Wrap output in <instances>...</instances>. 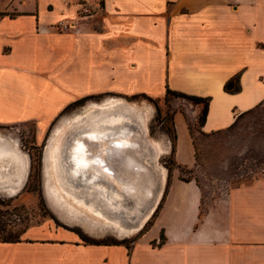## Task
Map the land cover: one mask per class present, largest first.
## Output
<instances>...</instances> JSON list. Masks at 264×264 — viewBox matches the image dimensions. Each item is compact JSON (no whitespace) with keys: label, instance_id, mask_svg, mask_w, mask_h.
<instances>
[{"label":"crops","instance_id":"crops-1","mask_svg":"<svg viewBox=\"0 0 264 264\" xmlns=\"http://www.w3.org/2000/svg\"><path fill=\"white\" fill-rule=\"evenodd\" d=\"M63 20L73 27L59 30ZM166 89L210 98L206 134L264 103V0H0V134L32 125L39 146L87 98L126 101L151 120L140 100L161 102ZM190 107L174 109L172 176L133 243L87 245L61 227H32L0 242V264H264V174L205 206L198 185L180 180L195 165L190 124L202 107ZM17 149L9 182L26 177L9 198L32 164L30 150Z\"/></svg>","mask_w":264,"mask_h":264},{"label":"bare ground","instance_id":"bare-ground-1","mask_svg":"<svg viewBox=\"0 0 264 264\" xmlns=\"http://www.w3.org/2000/svg\"><path fill=\"white\" fill-rule=\"evenodd\" d=\"M119 103L112 98L106 99L104 105L91 104L85 112L79 113L72 119H63L59 123L45 151L47 156L45 155L44 185L51 187V192L47 190L49 193L45 196L61 219L79 224L95 234L101 231L100 233H112L122 237L135 234L157 210L164 191L166 170L160 171L162 173L160 186L156 192L152 193L154 185L147 167L142 165L141 171H131V165L135 163L134 158L139 152L131 147L130 139L126 136L113 140L112 144L119 148L113 153L119 152L121 156H127V161L130 162L124 163L117 160L115 162L112 159L104 143H109L112 138H116V135L108 134L104 125L107 122L110 125H116L129 121L138 125L141 130H145L150 118L148 113L137 112L129 105ZM131 116L133 118L135 116V122ZM88 138L103 144L93 148L88 145ZM18 145L19 142L16 139L0 134V194L13 196L24 185L25 175L17 185L9 182L14 177L12 173L16 170L14 165L20 164L19 154L16 153L19 152ZM166 145L158 141H153L151 145L146 143L144 152L148 156L147 159L157 160L160 155L167 153L168 141ZM5 149L13 155L8 157ZM104 164L112 167L114 174L120 173L118 183L120 187H124L125 195L133 201L130 212H127L126 208L123 209L124 206L116 201L119 199L117 195L114 193L107 195L102 185L88 186V184L72 180L79 175L85 177L88 171H91L90 182H92L100 171L104 170ZM24 169L27 173L28 165ZM149 196L151 199L148 198ZM143 209L144 212L141 213L140 210ZM133 214H137L135 219L131 218Z\"/></svg>","mask_w":264,"mask_h":264},{"label":"rangeland","instance_id":"rangeland-1","mask_svg":"<svg viewBox=\"0 0 264 264\" xmlns=\"http://www.w3.org/2000/svg\"><path fill=\"white\" fill-rule=\"evenodd\" d=\"M106 99L110 98H100L91 102L85 100L82 104L64 111L39 146L35 143L34 126L24 125L8 130L7 134L11 138L16 139L20 145L30 150L32 164L29 168L28 181L18 196L9 198L8 195L0 194V238L9 234L21 238L22 234L29 228L49 225L74 232L78 241L82 244L95 245L103 242L130 244L146 229L157 210L153 212L150 219L142 227L138 228L135 234L117 237L112 233H100L101 231H97L95 234L79 224L64 221L50 206L45 196L46 193L51 192V187L45 186L47 184L44 185V164L45 155L47 156L46 147L51 140L52 133L63 119L74 118L79 113L85 112V109L91 104L104 105ZM112 99L116 100L117 103L121 102L115 98ZM132 101L127 100L129 104ZM125 102L122 105H126ZM140 102L147 107L154 108L153 117L148 120L145 130H142L144 141L150 145L153 144V141L159 142L165 134L170 139L167 130L172 129L171 124L159 122L167 109L172 112L177 106L182 109H184V106L186 109H190V106L193 105L190 101L172 96L166 102L164 100L161 102L152 101L148 98H142ZM200 106L203 108L202 104ZM158 110L160 111V117L158 116ZM131 117L136 120L135 116L134 118ZM190 130L195 146L196 161L192 169L180 171L179 176L185 180L194 181L198 185L204 199L203 206L209 200L222 197L230 190L248 185L263 176L264 103L260 104L255 113L240 117L235 127L230 131L221 134H206L199 132L197 126L193 127L191 124ZM170 146L172 148L171 139L170 144L168 143V149H170ZM171 153L172 150H168L164 157L160 155L157 160L153 158L154 168L158 170L161 177L162 173L160 171L162 169L166 170L163 193L169 184L174 168Z\"/></svg>","mask_w":264,"mask_h":264},{"label":"water","instance_id":"water-1","mask_svg":"<svg viewBox=\"0 0 264 264\" xmlns=\"http://www.w3.org/2000/svg\"><path fill=\"white\" fill-rule=\"evenodd\" d=\"M235 81L234 80H229L225 86H224V90L226 92H233L235 90ZM106 131H108V134H113L116 135V138H112L110 140V142H106L104 143V145H106L107 151L110 152L112 159L115 161H122L124 163H126L128 157L127 156H121V154L118 153H113V151H118L119 148L118 146H114V144H112L114 139H119V138H123L124 136H126L128 139H130V144L131 147L134 149H137L139 154L137 155L136 158H134L132 155V157L135 159V163H133L131 165V171L132 172H139L141 171V166H145L147 167V170L149 171L151 178H152V182H153V191L152 193L156 192L157 189L160 186V182H161V175L158 172V170H156L154 168V162L148 160V156L146 154V152H144V148L146 146V142L144 141V134L143 131L139 128L138 125L134 124V123H130L129 121L126 122H121L120 124H116V125H110L108 122L106 123V125H104ZM130 137V138H129ZM86 141V140H84ZM103 143L100 142H96V141H91L88 138V145L95 148L98 147L99 145H101ZM136 146V147H135ZM115 161V162H117ZM130 162V161H127ZM104 170L100 171V174L96 176V179H94L92 182H90V180L92 179V172L88 171V175H86L85 177H81L79 176H75V178H72V180L74 181H78L81 184H88V186H92L93 184H100L104 187L105 192L108 194H112L114 193L115 195H117V197L119 199H116L117 202H120L123 209L126 208L127 212H130V208L131 205L133 203V201L125 195L124 193V187H120L119 183H118V176L120 175V173H116L114 174L112 167L107 166V164H104ZM118 166V164H117ZM131 175V174H130ZM88 181V183H87ZM148 198L151 199V196H149ZM149 200V199H148ZM146 209V208H144ZM143 210H140L141 213L144 212ZM135 215L137 214H133L131 215V218L135 219Z\"/></svg>","mask_w":264,"mask_h":264},{"label":"trees","instance_id":"trees-1","mask_svg":"<svg viewBox=\"0 0 264 264\" xmlns=\"http://www.w3.org/2000/svg\"><path fill=\"white\" fill-rule=\"evenodd\" d=\"M171 96L174 97V98H179V99H182V100L190 101L194 105H198V104H202L203 105L202 110L198 114L197 123L195 125V126H197L199 132L203 133L201 131V128L203 127V125H204V123L206 121V118H207L208 107H209V103H210V98H201V97H196V96H189V95H186V94H183V93H180V92L171 91L169 89H166V94H165L164 102H166L168 100V98L171 97ZM85 100H88V98L77 101L73 105L67 107L64 111L70 110L74 106H78V105L82 104ZM259 106L260 105H258L256 107H254V108H252V109L244 112L243 114H241L239 117L236 118V120L234 121V123L230 127H228L227 129L220 130V131H216V132H213V133H210V134H221L223 132H227V131L232 130L235 127V125L238 122V119L240 117H242L244 115H247V114H253V113H255L257 111V109L259 108ZM173 115H174V111L171 112V111H169L167 109V111L165 112V115L159 120L160 123H170L171 126H172V129L171 130H169V129L167 130V132H169V136H170V139H171V142H172V153H171L172 157L174 156L175 142H176V133H175V129L173 127V121H172ZM158 116L160 117V111L158 112ZM190 135H191V130H190ZM193 146H194V144H193ZM194 151H195V146H194ZM195 161H196V154H195ZM173 163H174V160H173ZM184 170L185 169H181V172H183ZM180 180H182L184 182H189L190 181V180H185L183 178H180ZM150 222L148 223V225L150 224ZM18 241H20V238L18 236H13L12 234H9L6 237H1L0 238V242H5V243H15V242H18Z\"/></svg>","mask_w":264,"mask_h":264},{"label":"built area","instance_id":"built-area-1","mask_svg":"<svg viewBox=\"0 0 264 264\" xmlns=\"http://www.w3.org/2000/svg\"><path fill=\"white\" fill-rule=\"evenodd\" d=\"M84 13H87V10L84 11ZM73 22L71 20H63L59 24H57V27L61 31H65L67 29H70L73 27Z\"/></svg>","mask_w":264,"mask_h":264}]
</instances>
